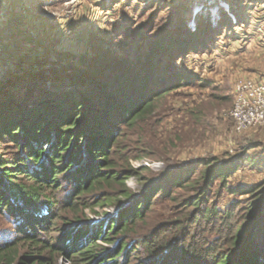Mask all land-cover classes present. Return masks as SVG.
I'll return each mask as SVG.
<instances>
[{
	"label": "trees",
	"instance_id": "trees-1",
	"mask_svg": "<svg viewBox=\"0 0 264 264\" xmlns=\"http://www.w3.org/2000/svg\"><path fill=\"white\" fill-rule=\"evenodd\" d=\"M197 34L203 36L183 26L177 39L165 37L148 51L151 64L140 73L89 71L88 64L68 79L75 89L58 94L34 90L40 86L31 82L30 73L23 80L28 95L14 97L9 91L4 98L11 89L2 90L0 83V217L16 223L13 237L5 238L10 230L0 231V264H56L62 257L68 264L74 258L80 260L76 264H132L135 253L141 254L142 259L134 258L139 264H264V181L229 187L238 163L226 169L205 159L198 162L197 174L188 167L171 169L143 195H135L111 172L110 156L128 149L119 150V139L134 133L153 116L156 104L183 84L169 62L189 53ZM160 62L167 66L164 72ZM29 95L35 99L26 103ZM214 180L230 195L247 199L219 208L213 201L218 194L211 196ZM64 189L67 198L60 202L56 194ZM172 189L187 195L177 197ZM158 200L172 203L179 214L191 210L135 235L138 240L130 243L125 235L145 224L146 212ZM96 207L115 212L97 222L86 219L85 211ZM59 221L66 222L57 227ZM159 233L169 237L160 239ZM112 235L123 238L112 241ZM96 240L115 247L95 254ZM82 243L85 247L76 255ZM133 244L138 245L132 251Z\"/></svg>",
	"mask_w": 264,
	"mask_h": 264
},
{
	"label": "rangeland",
	"instance_id": "rangeland-1",
	"mask_svg": "<svg viewBox=\"0 0 264 264\" xmlns=\"http://www.w3.org/2000/svg\"><path fill=\"white\" fill-rule=\"evenodd\" d=\"M183 26L188 33H203L202 37L197 34L199 40L189 53L167 60L173 76H182L183 84L166 94L153 116L134 133L119 139V150L128 149L110 156L114 163L111 172L119 174V182L124 180L135 195H143L167 171L188 167L197 174L199 161L213 159L226 169L240 165L228 180L229 187L257 185L264 181V124L237 132L230 111L236 83H264V0H0V83L2 90L11 89L4 98H9V91L14 97L28 95L23 89L29 73L31 82L40 86L34 90L48 95L75 89L68 79L87 70L88 64H92L89 71L112 68L140 73L151 64L148 51L165 37L177 39ZM161 67L162 72L167 68ZM15 77L19 81L8 86ZM26 99L28 103L35 98L29 95ZM171 191L177 197L187 195L181 189ZM67 192L56 194L60 202ZM216 193L213 201L221 209L247 199L230 195L214 180L211 196ZM3 209L8 212L7 207ZM173 211L167 200L156 201L145 214V224L140 222L126 239L131 243L138 240L135 235L147 234L163 221L173 222L187 214ZM114 212L111 207H96L86 210L84 217L97 222ZM6 220L0 217V231L10 230L5 237L9 239L15 235L16 223ZM94 242L95 254L115 247L113 242ZM136 245L131 246L132 251ZM84 247L82 243L75 254ZM131 257L132 264H139L134 258L142 259L139 253ZM72 260L73 264L80 261ZM56 264L68 262L62 257Z\"/></svg>",
	"mask_w": 264,
	"mask_h": 264
},
{
	"label": "built area",
	"instance_id": "built-area-1",
	"mask_svg": "<svg viewBox=\"0 0 264 264\" xmlns=\"http://www.w3.org/2000/svg\"><path fill=\"white\" fill-rule=\"evenodd\" d=\"M230 117L237 132L264 124V83L244 80L233 87Z\"/></svg>",
	"mask_w": 264,
	"mask_h": 264
},
{
	"label": "bare ground",
	"instance_id": "bare-ground-1",
	"mask_svg": "<svg viewBox=\"0 0 264 264\" xmlns=\"http://www.w3.org/2000/svg\"><path fill=\"white\" fill-rule=\"evenodd\" d=\"M217 11V10H216ZM214 15L216 14V12L213 10V12H212Z\"/></svg>",
	"mask_w": 264,
	"mask_h": 264
}]
</instances>
